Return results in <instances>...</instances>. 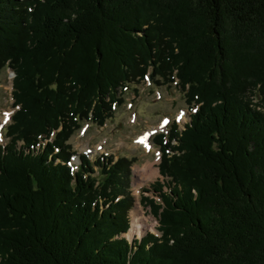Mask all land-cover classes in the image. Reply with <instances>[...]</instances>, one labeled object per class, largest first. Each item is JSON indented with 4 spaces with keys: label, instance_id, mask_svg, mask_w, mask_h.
I'll use <instances>...</instances> for the list:
<instances>
[{
    "label": "trees",
    "instance_id": "1",
    "mask_svg": "<svg viewBox=\"0 0 264 264\" xmlns=\"http://www.w3.org/2000/svg\"><path fill=\"white\" fill-rule=\"evenodd\" d=\"M7 68L0 264H264V0H0ZM145 80L190 119L153 136L159 235L129 240L135 158L68 141Z\"/></svg>",
    "mask_w": 264,
    "mask_h": 264
},
{
    "label": "rangeland",
    "instance_id": "2",
    "mask_svg": "<svg viewBox=\"0 0 264 264\" xmlns=\"http://www.w3.org/2000/svg\"><path fill=\"white\" fill-rule=\"evenodd\" d=\"M14 77L15 73L11 68L0 74V144L6 141L4 131L17 108L12 98ZM118 97L123 100L112 104V112L103 125L85 123L74 132L68 142L76 155L86 153L92 160L102 154H111L115 158L118 155L135 158L129 181V192L134 198V204L129 211L130 227L131 212L136 208L139 216L153 224V228H146L133 236L128 230L125 236L132 240L144 236L147 232L159 235L157 218L151 213L150 207L141 202V196L158 201L151 186L157 180L163 181L158 170L160 152L152 138L156 133L166 132L175 122L182 129L190 118V109L183 91L173 84L155 86L148 80L131 83L126 89L119 90ZM253 99L254 105L264 112V104L258 101L259 95ZM5 112L9 113L7 122L3 116ZM139 140L143 143L137 142ZM72 161L76 165L79 164L76 156ZM146 168L152 170V175L140 177L141 170ZM163 189L166 190V187Z\"/></svg>",
    "mask_w": 264,
    "mask_h": 264
},
{
    "label": "bare ground",
    "instance_id": "3",
    "mask_svg": "<svg viewBox=\"0 0 264 264\" xmlns=\"http://www.w3.org/2000/svg\"><path fill=\"white\" fill-rule=\"evenodd\" d=\"M259 108V107H258ZM3 121V120H2ZM1 127H0V139H1ZM152 170L150 169H145V170H141V176H149L152 175ZM131 216H132V227L129 228V234L131 236H133L134 234H140L144 229L146 228H153V224L149 223L144 217L139 216V213L137 211V209H133L131 212ZM127 234V233H126Z\"/></svg>",
    "mask_w": 264,
    "mask_h": 264
},
{
    "label": "snow or ice",
    "instance_id": "4",
    "mask_svg": "<svg viewBox=\"0 0 264 264\" xmlns=\"http://www.w3.org/2000/svg\"><path fill=\"white\" fill-rule=\"evenodd\" d=\"M3 116H4V120H5V122H7V119H8V117H9V113L5 112V113L3 114ZM137 142L143 143L142 140H139V141H137Z\"/></svg>",
    "mask_w": 264,
    "mask_h": 264
},
{
    "label": "water",
    "instance_id": "5",
    "mask_svg": "<svg viewBox=\"0 0 264 264\" xmlns=\"http://www.w3.org/2000/svg\"><path fill=\"white\" fill-rule=\"evenodd\" d=\"M190 119V118H189Z\"/></svg>",
    "mask_w": 264,
    "mask_h": 264
}]
</instances>
